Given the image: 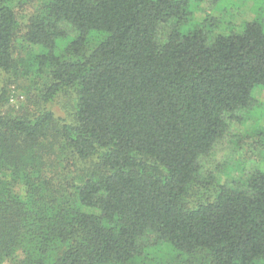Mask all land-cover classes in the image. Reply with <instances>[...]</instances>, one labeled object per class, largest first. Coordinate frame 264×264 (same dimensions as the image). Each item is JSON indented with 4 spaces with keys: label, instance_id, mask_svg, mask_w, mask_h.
<instances>
[{
    "label": "trees",
    "instance_id": "16d2710c",
    "mask_svg": "<svg viewBox=\"0 0 264 264\" xmlns=\"http://www.w3.org/2000/svg\"><path fill=\"white\" fill-rule=\"evenodd\" d=\"M203 1L0 0V264H264V18Z\"/></svg>",
    "mask_w": 264,
    "mask_h": 264
},
{
    "label": "rangeland",
    "instance_id": "374dc122",
    "mask_svg": "<svg viewBox=\"0 0 264 264\" xmlns=\"http://www.w3.org/2000/svg\"><path fill=\"white\" fill-rule=\"evenodd\" d=\"M233 4L230 10H228L227 13H225L226 21L234 22L235 24H238L242 21L250 20L255 15H262V18H264V0H232ZM220 4H223V0L219 1ZM201 10H198L196 12V17H203L204 13H213L216 15V10L214 9L213 4L210 0H204L200 5ZM219 16L222 17L221 14ZM14 88V87H12ZM254 96L256 97V100L264 103V91L256 90L254 93ZM22 94L20 93L19 88L15 89L11 95V103H14L17 105L19 101H22ZM52 109L59 115L62 113L59 110V107L54 105L52 106ZM259 127H264V117L257 122L255 117H249V119L246 121V123L243 125V127L240 128V130H245L249 133H253L255 129ZM232 154L234 152V147L228 143V141L222 143L219 145L214 153L213 156L210 158L209 163L210 167L217 166L218 164L223 165L224 156L226 153ZM257 165L255 163L246 165V172H249L251 169L255 168ZM17 189V188H16ZM18 190V189H17ZM15 259H7L2 264H14Z\"/></svg>",
    "mask_w": 264,
    "mask_h": 264
}]
</instances>
